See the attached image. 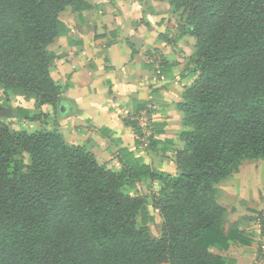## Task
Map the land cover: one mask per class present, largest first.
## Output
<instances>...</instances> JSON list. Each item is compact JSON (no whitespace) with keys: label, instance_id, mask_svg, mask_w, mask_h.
<instances>
[{"label":"trees","instance_id":"trees-1","mask_svg":"<svg viewBox=\"0 0 264 264\" xmlns=\"http://www.w3.org/2000/svg\"><path fill=\"white\" fill-rule=\"evenodd\" d=\"M167 1L182 10L195 42L196 78L177 104L185 130L175 177L153 173L124 151L126 166L113 172L96 161L93 143L71 145L57 126L48 129L52 118L40 107L56 109L64 88L50 77L55 56L47 46L66 32L61 11L90 7L0 0V89L36 100L33 111L16 107L0 120V264H233L209 248L250 245L236 224L225 231L229 213L216 185L243 161H264V0ZM18 120L39 128L12 130ZM23 154L25 173L15 162ZM144 180L161 186L153 196L159 238L149 235L154 219L144 198L122 191Z\"/></svg>","mask_w":264,"mask_h":264},{"label":"crops","instance_id":"crops-1","mask_svg":"<svg viewBox=\"0 0 264 264\" xmlns=\"http://www.w3.org/2000/svg\"><path fill=\"white\" fill-rule=\"evenodd\" d=\"M81 1L90 8L61 11L58 19L66 32L47 46L55 56L50 77L64 88L56 109L40 107L52 118L48 129L57 126L71 145L93 143L96 161L113 172L126 166L124 151L153 173L175 177L176 154L184 147L180 134L185 130L177 104L196 78L195 42L184 31L182 10L173 11L167 0ZM4 101L8 105L0 107V120H6L13 108H36L34 98L10 94ZM60 104L66 106L63 114ZM10 128L34 133L39 125L18 120ZM258 162L264 163L243 161L236 173L216 185L227 197L219 195L217 200L229 213L225 231L236 224L251 237L249 246L229 242L226 251L209 248L233 264H264V229L259 226V214L264 218V171L247 172ZM143 188L152 195H142ZM160 189L158 181H138L127 195L144 198L150 203L145 204L148 215L156 211L159 216L153 196ZM244 218L250 221L244 223Z\"/></svg>","mask_w":264,"mask_h":264},{"label":"rangeland","instance_id":"rangeland-1","mask_svg":"<svg viewBox=\"0 0 264 264\" xmlns=\"http://www.w3.org/2000/svg\"><path fill=\"white\" fill-rule=\"evenodd\" d=\"M7 94H8V96L10 95L9 93H6V91H3V89H0V98H1L0 107L8 105V103H6L7 101L6 102L4 101L8 97ZM16 161H20L21 162V164H22V172L25 173L26 168L29 166V159H28L27 155L23 154V155H21L19 157H16L15 158V162ZM13 168H14V163L10 166L9 173L13 172ZM253 169H254V173L256 172L257 174H260L261 172L264 171V163L258 162V163L255 164L254 168L253 167H248L247 168V172L249 174H251L253 172ZM122 191H123L124 194H129L131 190H129L128 188L124 187L122 189ZM141 192H142V195H145V194H147L149 196L152 195L151 191H148V190L145 191L144 188L141 189ZM136 194H137V192H136ZM139 194H140V192H139ZM219 195L221 196V194H219ZM221 197L227 199V197H225L223 194H222ZM262 199H263V202H264V198H261V200ZM144 203L146 204V206L150 205V203L148 204L145 201H144ZM152 212H153V216L152 217L154 219V222L152 223V225H148L147 228H148V231H149V235L152 238H159L161 236V220L159 219V216H158L156 211H152ZM259 219H260V217H259ZM136 222H137V225L139 226L140 216L137 217ZM259 226L261 227V224H259Z\"/></svg>","mask_w":264,"mask_h":264},{"label":"water","instance_id":"water-1","mask_svg":"<svg viewBox=\"0 0 264 264\" xmlns=\"http://www.w3.org/2000/svg\"><path fill=\"white\" fill-rule=\"evenodd\" d=\"M58 111H59L60 114H63L66 111V106L63 105V104H60L59 107H58ZM0 116H1V114H0Z\"/></svg>","mask_w":264,"mask_h":264},{"label":"built area","instance_id":"built-area-1","mask_svg":"<svg viewBox=\"0 0 264 264\" xmlns=\"http://www.w3.org/2000/svg\"><path fill=\"white\" fill-rule=\"evenodd\" d=\"M262 259H264V256H262Z\"/></svg>","mask_w":264,"mask_h":264}]
</instances>
